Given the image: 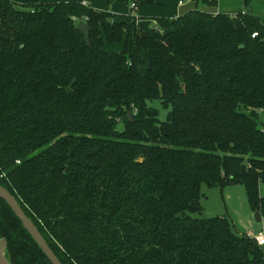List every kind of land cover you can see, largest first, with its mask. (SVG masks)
Masks as SVG:
<instances>
[{"label": "trees", "instance_id": "trees-1", "mask_svg": "<svg viewBox=\"0 0 264 264\" xmlns=\"http://www.w3.org/2000/svg\"><path fill=\"white\" fill-rule=\"evenodd\" d=\"M192 1L143 29L83 0H0V185L62 264H264L228 217L193 215L203 182H242L264 211V18ZM0 237L11 264H53L2 197Z\"/></svg>", "mask_w": 264, "mask_h": 264}, {"label": "rangeland", "instance_id": "rangeland-1", "mask_svg": "<svg viewBox=\"0 0 264 264\" xmlns=\"http://www.w3.org/2000/svg\"><path fill=\"white\" fill-rule=\"evenodd\" d=\"M91 2V0H89ZM97 5L102 6L103 9L111 10L113 7L119 6L124 11L129 9L132 13L136 14V10L132 9L131 1H111L108 0H93ZM163 3L153 4H138L139 10L142 13H161L162 10L169 11L175 7L176 0H162ZM92 3V2H91ZM115 4V5H114ZM181 5V6H180ZM98 6V7H99ZM195 3L192 0H183L181 4H178L179 14L194 7ZM197 6L201 9L208 11H238L240 9H247L264 18V0H215L212 3H201ZM163 13V12H162ZM144 18H147L149 14H141ZM160 16H162L160 14ZM83 20V19H79ZM78 20V21H79ZM77 21V22H78ZM85 21V20H84ZM152 26V24H149ZM120 43L113 44L106 43L105 48L116 49ZM155 105L159 111V117L164 118L166 115L167 107H164L158 98L150 101ZM258 123L264 128V110H260L258 114ZM201 194L199 197V206L193 212V215L197 216H213L224 215L228 217L233 229L238 233L250 231L255 234L259 231L264 233V211H258L259 219L256 218V211L253 210L248 201L245 186L242 182H230L224 185H208L201 183ZM260 193L264 196V182L260 183ZM264 249V245H262Z\"/></svg>", "mask_w": 264, "mask_h": 264}, {"label": "water", "instance_id": "water-1", "mask_svg": "<svg viewBox=\"0 0 264 264\" xmlns=\"http://www.w3.org/2000/svg\"><path fill=\"white\" fill-rule=\"evenodd\" d=\"M75 27L83 32L84 39L86 42H89V26L84 20H79ZM0 197L4 198L10 207L13 209L18 218L22 221L24 227L29 231L35 241L42 248L44 253L47 255L49 260L53 264H62L52 249L49 247L43 236L38 231L37 227L34 225L33 221L25 214L21 206L19 205L16 198L9 192L7 188L0 185ZM197 208L201 209L199 203L196 202ZM256 218L259 219V213L256 211ZM6 245V239L4 237H0V264H11L8 258L5 255L4 248Z\"/></svg>", "mask_w": 264, "mask_h": 264}, {"label": "crops", "instance_id": "crops-1", "mask_svg": "<svg viewBox=\"0 0 264 264\" xmlns=\"http://www.w3.org/2000/svg\"><path fill=\"white\" fill-rule=\"evenodd\" d=\"M154 1H155L156 4L163 3L162 0H154ZM83 2L88 3L89 5L94 7L95 9L103 10V11H109L107 9H103L102 6L97 5L93 0H91L92 3L89 0H83ZM178 4L179 3L176 1L174 8L170 9L169 11L162 10L163 13L162 12L161 13H142L143 11L139 10L138 4L136 2H135L134 6L131 4L130 7L137 11L136 14H135L137 25L139 27L143 28V29H150L152 26H149V24L157 26L156 25V21L154 19L155 16H160V14H161L162 16L174 17V16L178 15L179 14V12H178ZM113 8L114 9H111L109 12H116V13H119V14L132 13V11H129L130 8L127 9V10H124V11H120L122 9L119 6H115ZM141 14H149V15L147 16V18H144L143 15H141ZM118 48H120V46L117 45L116 49H118ZM246 233H251V232L247 231Z\"/></svg>", "mask_w": 264, "mask_h": 264}, {"label": "built area", "instance_id": "built-area-1", "mask_svg": "<svg viewBox=\"0 0 264 264\" xmlns=\"http://www.w3.org/2000/svg\"><path fill=\"white\" fill-rule=\"evenodd\" d=\"M183 2V0H179L178 3L181 4ZM133 6L135 5L134 2L131 3ZM257 32L254 31L252 32V35L254 36ZM251 236L254 237V239L257 241L258 244H264V233L262 231H259L255 234H252V233H247Z\"/></svg>", "mask_w": 264, "mask_h": 264}]
</instances>
